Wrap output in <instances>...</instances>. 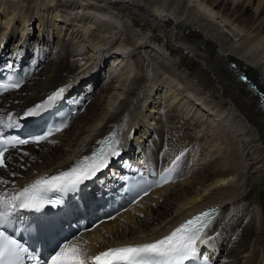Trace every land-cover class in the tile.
Here are the masks:
<instances>
[{
	"label": "bare ground",
	"instance_id": "6f19581e",
	"mask_svg": "<svg viewBox=\"0 0 264 264\" xmlns=\"http://www.w3.org/2000/svg\"><path fill=\"white\" fill-rule=\"evenodd\" d=\"M11 1L15 3H8L9 9H0V24L8 25L10 20L13 24L17 15L22 27L20 35L12 27L6 34V28H1L0 73L11 64L19 69L23 83L0 95V119L7 122L10 113L19 122L27 108L61 87L65 92L54 109L67 106L71 111L73 105L77 112L55 136L5 154L0 179L9 183L0 184V193L67 170L78 159L92 155L99 141L115 131L123 157L111 158L108 167L77 196L85 207L99 193L120 190L126 174L148 167L161 171L183 152L174 178L113 221L71 241L61 240L58 251L75 243L91 256L123 243L149 240L183 217L218 202L222 208L208 229L209 242L200 245L203 255L213 264H264V112L257 105L258 97L226 66L235 62L264 92V8L255 15L257 9L249 10L247 0L232 7L229 0H82V4L68 0L54 12L49 0ZM84 2L99 6H83ZM99 21L105 32L103 27L95 30L93 23ZM121 24L125 45L107 47ZM91 30L95 32L90 46L84 35ZM241 37L262 45L260 55L246 56L248 51L235 43ZM123 57L128 62L121 66ZM152 60L201 94L202 104L210 106L209 114L203 113L198 96L188 99L174 88V102L153 98L148 103L150 113L129 122L128 112L145 105L155 86L173 80L163 75L164 79L157 77L145 87ZM134 68L141 73L133 74ZM223 113L220 122L224 123L216 125ZM44 115L26 119L21 127L35 131ZM132 133L137 134L136 142H125L124 136ZM236 175L239 182L234 180ZM189 177L183 187L176 183ZM148 199L150 206L143 211L141 205Z\"/></svg>",
	"mask_w": 264,
	"mask_h": 264
},
{
	"label": "snow or ice",
	"instance_id": "6c2138e0",
	"mask_svg": "<svg viewBox=\"0 0 264 264\" xmlns=\"http://www.w3.org/2000/svg\"><path fill=\"white\" fill-rule=\"evenodd\" d=\"M9 68L11 64L7 65ZM241 80L246 81L247 77L241 76ZM21 81L13 82L11 76L8 82L0 84V91L7 92L10 89H18ZM249 88L256 90V85L249 84ZM65 88L61 87L47 96L45 100L27 108L23 112L20 121L17 122L9 113L5 122L0 119V126L21 127L24 120L28 118H38L52 111L57 101L63 96ZM260 102L264 103V93L260 94ZM67 124L61 121L58 125H53L50 130L35 138H22L20 136L0 135V168H5V154L9 148H17L18 145L29 143L39 144L41 141L55 133L63 131ZM55 143V141H49ZM102 145L90 156L78 159L67 170L59 171L55 175H43L27 183L19 190L0 193V264H198L203 251L200 245L209 242L208 229L210 228L216 209L207 210L193 216L174 228L169 234L152 242L141 244H130L121 247L107 248L94 256H86L79 244H66L59 252L51 256L49 260H43L40 256L34 255L35 249L29 250L15 233L21 231L39 230L44 225L37 224L33 228L31 221H28L21 214L25 212L41 213L46 205L57 208L65 203L64 197L69 193H79L88 181L95 179L98 173L108 167L111 158L121 155L119 149L120 141L114 136L106 137L99 141ZM27 155V153H24ZM181 152L172 160L171 165L159 173V178L153 180L152 184L146 187L136 185L132 191L136 192L132 203H138L143 196H147L153 186L161 187L173 180V174L181 157ZM15 176V173H12ZM9 181L0 179V184H8ZM53 194L55 198H53ZM119 214V213H117ZM113 215L107 216V220H114ZM106 221H100L104 223ZM96 224L93 227H98ZM91 230V229H89Z\"/></svg>",
	"mask_w": 264,
	"mask_h": 264
},
{
	"label": "rangeland",
	"instance_id": "374dc122",
	"mask_svg": "<svg viewBox=\"0 0 264 264\" xmlns=\"http://www.w3.org/2000/svg\"><path fill=\"white\" fill-rule=\"evenodd\" d=\"M2 1V2H1ZM0 1V9L1 10H6V9H9L10 8V6L8 5V3H15V1H7V0H1ZM45 1H47V0H45ZM52 1V2H51ZM49 0V1H47V4L48 5H51V7H54V8H56V9H54L55 11L54 12H56V10H57V8L59 9V7H58V4H60V2L61 3H65V2H67L68 0ZM58 1V2H57ZM69 1H73V2H76V3H80L81 2V4H82V0H69ZM229 1H233L232 3V5H231V7L232 6H234L235 4H237V3H242L243 2V0H229ZM3 3V4H2ZM6 4V5H5ZM92 5V3L91 2H87V4L84 2V5L83 6H90V5ZM96 5V4H95ZM95 5H92V6H95ZM96 6H99V5H96ZM245 6L249 9V10H256L257 12H256V14L255 15H257V13L259 12V10L263 7L264 8V0H247V2L245 3ZM7 7V8H6ZM9 7V8H8ZM61 12V11H60ZM81 15V14H80ZM17 16V15H16ZM14 17L15 19H14V23L13 24H11V20H10V23L7 25L5 22L3 23H1L0 24V29L1 28H6V30H5V33L4 34H6L8 31H9V29H10V27H12V29L16 32V35H20V33H21V22L19 23V18H17V17ZM79 16V15H78ZM80 17V16H79ZM3 20V18L1 19V21ZM219 20H220V18H218V22H219ZM18 21V22H17ZM102 23H103V21H99V22H94L93 24V26L96 28L95 30L97 31V29H100V28H102V32H105V30H106V27H104L103 25H102ZM97 24V25H96ZM111 25H112V23H110ZM116 25V24H115ZM121 25H123V24H121ZM121 25H118V27L117 28H115L114 29V33H112V34H116L114 37L112 36V39H113V41H112V45L111 44H109L107 47H113V46H121L122 44L124 45L126 42L124 41L125 39H124V33H125V29L123 30V27H124V25L123 26H121ZM16 28H15V27ZM113 26H114V24H113ZM14 27V28H13ZM95 30H91V31H89V32H86L85 33V35H84V40H87V41H89L88 42V44L91 46V44H92V41L91 40H89L90 38H91V35H93L94 34V32H95ZM121 30V31H120ZM1 31H2V29L0 30V33H1ZM93 33V34H92ZM122 35V36H121ZM136 35L134 34V37H135ZM88 38V39H87ZM120 38V39H119ZM122 39H124V40H122ZM238 39V38H237ZM253 38H247V37H241L238 41H235V43H238V44H240V48H241V50L243 51L244 50V52H246V51H248V52H246L247 53V55L246 56H251V57H257L258 55H260V54H258V53H260L262 50H263V46L262 45H255L254 43H252L253 42ZM116 41H118V43L116 44H114L113 42H116ZM122 42V43H121ZM124 42V43H123ZM242 42V43H241ZM252 43V44H251ZM114 44V45H113ZM251 44V45H250ZM249 46H250V49H249ZM254 47V48H253ZM237 50H239V49H237ZM241 51V52H242ZM243 52V54H245ZM120 53V52H119ZM242 54V53H241ZM127 61V59H125V57H123V62L121 63V66H122V64H124L125 62ZM262 61H264V59H262ZM128 62V61H127ZM150 62H153V64L151 65L150 64V66H149V68H148V70L146 71V73L147 72H149V70H151V68L153 69V70H151V73H149V75H147V81H146V85L147 86H145V87H149L150 85H151V83L153 82V80L155 81V79H157V77H159V78H163V75H165V76H169L170 78H173V80L171 81V83L169 82L167 85H164V83H159L157 86H155V84H154V88H153V92H152V97H149V99L147 100L148 102H146V104L145 105H143L142 107H136L135 109H133V110H131L130 112H132V113H130V112H128V114H127V118H129V122L130 121H133L136 117H140L141 116V114H143V113H145V112H147V114H149L150 113V109H149V104H150V101H152L153 102V98L155 99V100H158L159 98L161 99H165V100H167L168 102H174V98L173 99H171V97L173 96V93H172V91L174 90V88H178V89H180V90H178V92L180 93L179 95H182V94H187L188 96H189V98L188 99H195V100H197V96H198V98H199V96H202L201 94H197L196 93V91L195 90H192V86H190L189 88L190 89H188V87H186L185 86V84L186 83H184L183 82V80H181L180 81V79L181 78H179L178 77V75H176V76H172L170 73H167V70L165 69V67L163 66V67H161L158 63H157V65H156V63L154 64V61L152 60V61H150ZM154 68H153V67ZM163 69V70H162ZM134 70L135 71H133L134 73L133 74H138V73H141L140 71H139V69H136V68H134ZM138 70V71H137ZM132 74V75H133ZM170 74V75H169ZM161 76V77H160ZM131 78H129L128 79V81H127V83H126V85H125V88H124V90H123V95L125 94V91L127 92L128 91V89H129V85L131 84V82H130V79H132V76H130ZM178 77V78H177ZM120 79V78H119ZM164 79V78H163ZM163 79H161V80H163ZM178 81V82H177ZM178 83H180V84H178ZM188 84V83H187ZM153 85V84H152ZM178 85V86H177ZM189 86V85H188ZM128 88V89H127ZM187 91V92H186ZM195 91V92H194ZM172 95V96H171ZM162 96V97H161ZM122 97V96H121ZM120 97V98H121ZM204 98H199V101H198V104L201 106V107H203V109H204V111H203V113H207V114H209V112H206V110H208L209 108H210V106H206V104H207V102H206V104H202V102H201V100H203ZM120 100V99H119ZM118 100V101H119ZM149 103V104H148ZM117 104V103H116ZM141 105V104H140ZM206 106V107H205ZM208 108V109H207ZM130 113V114H129ZM130 116H132V117H130ZM224 116H225V113H223L222 114V116L219 118V120L217 121V122H219V123H216V125H220V124H223L222 123V121L220 122V120L221 119H223L224 118ZM133 119V120H132ZM224 120V119H223ZM132 123V122H131ZM221 126V125H220ZM219 127V126H218ZM233 130H237L238 131V129H234L233 128ZM231 134H233V131L231 132ZM137 134H133L132 133V135H130V136H128L127 138H125V136H124V141L126 142V140L128 141V143H132V142H130L131 141V139L134 141L135 139H133V137H135ZM236 134L234 133V136H235ZM238 136V135H237ZM237 136H235V137H237ZM124 142V143H125ZM134 142H136V141H134ZM181 178V177H180ZM179 178V180L176 182V183H180V185L183 187V186H185V185H187V183L191 180V178L189 177L187 180L186 179H184V180H181ZM237 178H239L237 175H236V177L234 178V180L236 181V182H239L238 181V179ZM144 202V201H143ZM150 206V200L148 199L147 201H145L141 206H142V209H144L143 211H145V208L147 207V206ZM140 206V207H141ZM141 209V208H140ZM254 212H257V216L259 215V210L255 207L254 208ZM125 213H127V212H121L120 214H118L116 217H118V216H121V215H123V214H125ZM132 215V214H131ZM133 216V215H132ZM128 220V219H127ZM126 220V221H127ZM110 221H113V220H109V221H107V222H110ZM120 221H124V223L126 222L125 220H120ZM120 221H119V223H120ZM124 223H122V226H124ZM121 228V227H120Z\"/></svg>",
	"mask_w": 264,
	"mask_h": 264
},
{
	"label": "water",
	"instance_id": "95a60500",
	"mask_svg": "<svg viewBox=\"0 0 264 264\" xmlns=\"http://www.w3.org/2000/svg\"><path fill=\"white\" fill-rule=\"evenodd\" d=\"M246 82V84H247V86L249 85V84H251V82L249 81V80H246L245 81ZM253 83V82H252ZM254 85H256L255 83H253ZM252 90V89H251ZM253 91V90H252ZM255 94H256V96L258 97V101H257V105H258V107L260 108V110L261 111H263L264 112V103H261L260 102V94L261 93H264V92H262L261 90H259L258 89V87H257V85H256V90L255 91H253Z\"/></svg>",
	"mask_w": 264,
	"mask_h": 264
}]
</instances>
